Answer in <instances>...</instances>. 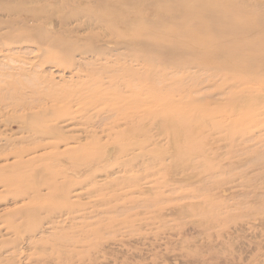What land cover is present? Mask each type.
Masks as SVG:
<instances>
[{"label":"rangeland","instance_id":"obj_1","mask_svg":"<svg viewBox=\"0 0 264 264\" xmlns=\"http://www.w3.org/2000/svg\"><path fill=\"white\" fill-rule=\"evenodd\" d=\"M262 49L264 0H0V264H264Z\"/></svg>","mask_w":264,"mask_h":264},{"label":"bare ground","instance_id":"obj_2","mask_svg":"<svg viewBox=\"0 0 264 264\" xmlns=\"http://www.w3.org/2000/svg\"><path fill=\"white\" fill-rule=\"evenodd\" d=\"M94 15V14H93ZM96 16V15H95ZM94 16V17H95ZM98 16V15H97ZM108 16V15H107ZM93 17V18H94ZM106 18V17H105ZM114 19V18H113ZM116 20V18L113 20V21H108L109 23H111V25H114V26H116L117 27V29H118V27H120V28H123V27H126V26H128V25H130V24H132V23H130V22H132L133 20L132 19H123V20H120V19H118V21H115ZM49 21V20H48ZM45 23V22H44ZM46 25H47V27H49V24H50V22H46L45 23ZM95 24H96V22H95ZM51 26V25H50ZM113 26V27H114ZM112 27V28H113ZM117 29H116V31H117ZM119 30V29H118ZM199 38V37H198ZM204 43V42H203ZM138 44V43H137ZM125 45H127V44H125ZM140 45H144V44H140ZM205 45H207V44H205ZM136 45L133 43L132 45H131V49H133V50H135L136 48ZM75 52L78 50L79 52H82V53H84L82 50H81V48L79 49V48H72ZM262 50H264V49H262ZM69 52H71L70 51V49L68 50ZM259 52V51H258ZM262 52H264V51H262ZM134 53V52H133ZM253 54V53H252ZM246 58V57H245ZM244 58V59H245ZM249 60V58L247 59V61ZM260 60H264V58H260ZM246 61V62H247ZM255 61V60H254ZM259 61V60H258ZM252 62V61H251ZM260 62V61H259ZM245 63V62H244ZM248 63V62H247ZM238 64V63H237ZM255 64V63H254ZM238 66V65H237ZM240 66H242V65H240ZM244 66V65H243ZM237 68V67H236ZM233 69V68H232ZM241 69V68H240ZM246 70V69H245ZM242 71H243V69H242ZM244 72V71H243ZM123 74V73H122ZM239 74H241V72L239 73ZM238 75V74H237ZM236 75V76H237ZM148 93L149 92H147V95H148ZM118 99V98H117ZM96 101L100 104V105H103L104 103H105V101L103 102V101H101L100 99L98 100V99H96ZM116 101V100H115ZM135 102V101H134ZM141 102L143 103L141 106H139V107H134V105L133 104H131V105H133V109L132 110H129V108H127L126 106V104H122V103H119L118 104V110H125L126 111V113L128 112V113H131V115H132V113H133V116H136V114L138 115H148V113H149V110H147V106L149 105L148 103L146 104V100H144V99H142L141 100ZM96 103V102H95ZM113 103V102H112ZM114 104V103H113ZM130 104V103H129ZM135 104V103H134ZM28 105L29 104H25L24 103V105H22V106H14V107H19V109H21V110H23V111H26V109L27 108H30V107H32V106H29L28 107ZM136 105V104H135ZM52 107H54V106H52ZM51 107V108H52ZM56 107V106H55ZM54 107V108H55ZM114 107H115V105H114ZM149 107V106H148ZM82 108V107H81ZM83 109V108H82ZM113 109H115V108H113ZM131 109V108H130ZM141 109V110H140ZM84 110V109H83ZM93 110V109H92ZM139 110V111H138ZM42 112L41 113H44V109H42L41 110ZM27 112V111H26ZM30 112H32V111H29V113H25V114H23V115H21L20 116V119H21V123H25V122H27L26 124H28V121H31L32 123H33V121H37L38 123H43V122H40V121H38L37 119H39V118H44V116L46 115H44V114H39L38 112H33V113H30ZM79 112H81V111H79ZM86 112H88L87 110H86ZM47 113H48V115H49V111H47ZM85 113V112H84ZM125 113V116H127V114ZM45 118H47V117H45ZM44 118V120L46 121V119ZM63 118V116L62 117H58L57 119L59 120V119H62ZM69 119H70V117H69ZM71 120V119H70ZM52 121H55V120H52ZM51 121V122H52ZM47 122V121H46ZM45 124V123H44ZM46 126V125H45ZM43 126H41L40 128H42ZM52 128H54V126H52ZM56 128V127H55ZM50 129V128H49ZM47 130H43V129H40V130H31L30 132H28V139L29 140H32V141H39V140H41V141H44V140H47V139H50V138H53V137H55L56 138V135L55 134H59V136L58 137H60V138H62V136H66V135H63L62 134V129H59V131H57V132H54V133H52L51 131L50 132H46ZM105 132V131H104ZM74 138H70L69 139V141H67V142H64V145L65 146H68V144L69 143H71V141L73 140ZM5 142H9V141H5ZM51 142V141H50ZM60 142V141H59ZM10 143V142H9ZM46 143V142H45ZM73 143V142H72ZM34 144V143H33ZM46 145V146H45ZM44 146H43V148L44 147H51L52 146V149H53V146H55V147H57L58 146V144H54V143H46ZM39 147H41V146H38V147H36V149L37 148H39ZM73 148V147H72ZM36 149H34V150H36ZM79 149V148H78ZM29 150V149H28ZM28 150H20L19 152H15L14 154H11V155H13V157L14 158H16V159H18L17 160V163L18 164H22L21 162H23L22 161V158H23V156H25V155H31L32 153H33V151H28ZM57 150V149H56ZM61 150V149H60ZM77 150V149H76ZM64 152H69L70 151V148L68 147V148H66V149H64L63 150ZM35 152V151H34ZM77 152V151H76ZM62 153V152H61ZM74 153H75V149H74ZM69 154V153H68ZM106 154V156H108L107 154H108V151L105 153ZM76 155V154H75ZM4 160H6L7 159V157L5 156V158H3ZM34 158H31L30 160H28L27 162L28 163H30L32 160H33ZM57 159V158H56ZM104 159V158H103ZM1 160V159H0ZM35 160V159H34ZM61 160V159H60ZM69 161H71V160H78L77 158H75V157H69V159H68ZM56 161V160H55ZM15 162V161H14ZM64 162V161H63ZM72 162V161H71ZM66 163V162H65ZM65 166V165H64ZM67 167V166H66ZM6 168V169H5ZM20 168H21V166H20ZM8 169V170H7ZM64 169H65V167H64ZM12 170H14V169H12L11 167H10V165L9 164H4V165H2V166H0V177L2 176V175H6V174H8L7 175V178H3V180L0 182V185L2 186V187H5V185H4V183H5V181L10 177L11 179H12V177L13 176H16V172H15V170L14 171H12ZM83 171V170H82ZM40 172V171H39ZM33 175V177H35L36 176V173H33L32 174ZM81 176V175H80ZM53 185V184H52ZM52 185H50L47 189H50L51 188V186ZM39 189V188H38ZM31 192V191H30ZM36 194H37V192H36ZM242 225V224H241ZM244 225V224H243ZM235 228V227H234ZM205 230V229H204ZM190 231V230H189ZM228 231V230H227ZM230 232V231H229ZM237 233V232H236ZM235 233V234H236ZM225 234H227V233H225ZM235 234H234V236H235ZM208 235H209V232H208ZM207 235V236H208ZM222 236H223V234H221ZM206 235H205V237H207ZM228 236V235H227ZM232 237H233V234H232ZM207 239V238H206ZM229 239H230V237H229ZM233 239V238H232ZM240 239H242V238H240ZM210 240V239H209ZM236 240V239H235ZM237 240H238V238H237ZM228 241H231V240H228ZM243 241V240H242ZM224 242V241H223ZM222 243V241H220V244ZM230 243V242H229ZM206 244V243H205ZM209 244H210V242H209ZM231 244V243H230ZM229 244V245H230ZM233 246H234V242H233V244H232ZM207 246V245H206ZM210 246H211V244H210ZM220 246V245H219ZM223 247H225V246H223ZM219 249V247L217 246L215 249ZM227 248V247H226ZM233 248V247H232ZM215 249L214 250H212L213 252L215 251ZM225 251V250H224ZM223 251V252H224ZM218 252V251H217ZM222 252V250H221V252L220 253H223ZM228 252V251H227ZM207 253H209L208 252V250H207ZM210 253H211V251H210ZM215 253V252H214ZM226 253V252H225ZM224 253V254H225ZM229 253V252H228ZM240 255V254H239ZM238 257V256H237ZM240 257V256H239ZM175 263V262H174ZM255 263V262H254ZM229 264H234V262L233 263H229ZM237 264H240L239 262L237 263Z\"/></svg>","mask_w":264,"mask_h":264}]
</instances>
